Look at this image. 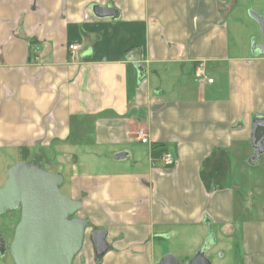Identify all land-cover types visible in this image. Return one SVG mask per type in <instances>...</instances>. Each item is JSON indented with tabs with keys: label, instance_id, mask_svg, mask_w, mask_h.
I'll use <instances>...</instances> for the list:
<instances>
[{
	"label": "crops",
	"instance_id": "crops-1",
	"mask_svg": "<svg viewBox=\"0 0 264 264\" xmlns=\"http://www.w3.org/2000/svg\"><path fill=\"white\" fill-rule=\"evenodd\" d=\"M238 7L264 17L246 0H0V161L60 171L85 232L106 231L100 258L84 236L72 264H156L177 235L187 259L206 245L211 264H264V54L230 41Z\"/></svg>",
	"mask_w": 264,
	"mask_h": 264
},
{
	"label": "water",
	"instance_id": "water-1",
	"mask_svg": "<svg viewBox=\"0 0 264 264\" xmlns=\"http://www.w3.org/2000/svg\"><path fill=\"white\" fill-rule=\"evenodd\" d=\"M98 17L116 18L118 11L108 5H92ZM262 35V41L253 45V54H264V17L251 13ZM140 74L143 69L137 67ZM250 143L253 154L249 162L256 163L264 153V117L253 120ZM124 152L114 155L115 159ZM64 182L60 171L43 168L33 159L11 165L7 177L0 186V217L19 211V220L8 243L0 238V254L8 253L13 264H72L83 244L87 221L76 216L80 200L69 198L60 192ZM96 258H100L108 245L105 230L88 234ZM204 245L185 264H211ZM156 264H179L172 254H165Z\"/></svg>",
	"mask_w": 264,
	"mask_h": 264
},
{
	"label": "rangeland",
	"instance_id": "rangeland-1",
	"mask_svg": "<svg viewBox=\"0 0 264 264\" xmlns=\"http://www.w3.org/2000/svg\"><path fill=\"white\" fill-rule=\"evenodd\" d=\"M247 2L248 5L254 8V10L257 9L258 12H262V14H264V0H246V3ZM227 22L230 26V41H232V36L237 35L242 41L245 40L246 43L249 41L252 48L254 42L260 41L262 39L259 25L256 20L251 17L250 11L245 14L244 10L238 7L229 16ZM25 154L26 153H24L23 151H18V155L16 156L11 151H8V153L6 154V156L8 157L0 161V186L6 180V178L4 180V176L6 174L7 177L8 168L11 165L17 163L19 160L25 159ZM49 167H56V164L51 162L49 164ZM60 192L65 195L66 189L62 186L60 187ZM18 220L19 211H12L0 217V236L2 238H5V243L7 245L13 236V231ZM86 228L88 229L89 227L87 226ZM85 237L89 241L87 232H85ZM163 242L165 243L163 253L174 255L179 260V264H185V262L188 260V256L190 254L192 255V238L177 235L176 237H172L171 239H164ZM5 263L13 264L8 253H5Z\"/></svg>",
	"mask_w": 264,
	"mask_h": 264
},
{
	"label": "built area",
	"instance_id": "built-area-1",
	"mask_svg": "<svg viewBox=\"0 0 264 264\" xmlns=\"http://www.w3.org/2000/svg\"><path fill=\"white\" fill-rule=\"evenodd\" d=\"M79 49H80V44H78V43H71L68 45V50H69L72 57L75 56L77 50H79ZM33 60H35V58ZM205 75H206L205 64L202 61H199L195 65L194 76H195V78L200 79L202 77H205ZM207 82H212V79L211 78L207 79ZM130 138H134L141 143H147L148 142L147 135L143 131V129L136 130V132L134 133V136L130 137ZM161 160L165 166H170L174 163V158L172 156V153L167 152V151L163 152V154L161 155Z\"/></svg>",
	"mask_w": 264,
	"mask_h": 264
},
{
	"label": "flooded vegetation",
	"instance_id": "flooded-vegetation-1",
	"mask_svg": "<svg viewBox=\"0 0 264 264\" xmlns=\"http://www.w3.org/2000/svg\"><path fill=\"white\" fill-rule=\"evenodd\" d=\"M0 238H2L1 236H0ZM4 238V237H3ZM4 240H5V238H4ZM5 254V253H4ZM6 254H7V252H6Z\"/></svg>",
	"mask_w": 264,
	"mask_h": 264
},
{
	"label": "bare ground",
	"instance_id": "bare-ground-1",
	"mask_svg": "<svg viewBox=\"0 0 264 264\" xmlns=\"http://www.w3.org/2000/svg\"><path fill=\"white\" fill-rule=\"evenodd\" d=\"M79 254V253H78Z\"/></svg>",
	"mask_w": 264,
	"mask_h": 264
}]
</instances>
